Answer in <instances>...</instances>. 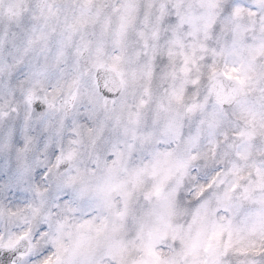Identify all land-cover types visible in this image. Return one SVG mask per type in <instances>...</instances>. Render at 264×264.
I'll use <instances>...</instances> for the list:
<instances>
[{"label":"snow or ice","instance_id":"snow-or-ice-1","mask_svg":"<svg viewBox=\"0 0 264 264\" xmlns=\"http://www.w3.org/2000/svg\"><path fill=\"white\" fill-rule=\"evenodd\" d=\"M0 264H264V0H0Z\"/></svg>","mask_w":264,"mask_h":264}]
</instances>
